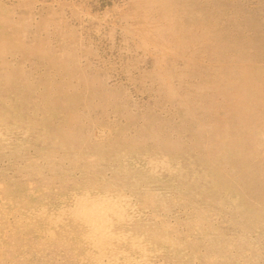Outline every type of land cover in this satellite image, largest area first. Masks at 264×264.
<instances>
[{"label": "rangeland", "instance_id": "1", "mask_svg": "<svg viewBox=\"0 0 264 264\" xmlns=\"http://www.w3.org/2000/svg\"><path fill=\"white\" fill-rule=\"evenodd\" d=\"M0 264H264V0H0Z\"/></svg>", "mask_w": 264, "mask_h": 264}, {"label": "bare ground", "instance_id": "2", "mask_svg": "<svg viewBox=\"0 0 264 264\" xmlns=\"http://www.w3.org/2000/svg\"><path fill=\"white\" fill-rule=\"evenodd\" d=\"M259 148V147H258ZM122 203V202H121Z\"/></svg>", "mask_w": 264, "mask_h": 264}]
</instances>
